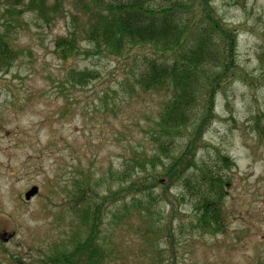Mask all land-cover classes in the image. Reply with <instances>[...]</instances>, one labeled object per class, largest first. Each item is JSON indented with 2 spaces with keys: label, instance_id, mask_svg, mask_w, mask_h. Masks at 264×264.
<instances>
[{
  "label": "rangeland",
  "instance_id": "rangeland-1",
  "mask_svg": "<svg viewBox=\"0 0 264 264\" xmlns=\"http://www.w3.org/2000/svg\"><path fill=\"white\" fill-rule=\"evenodd\" d=\"M75 3L67 0L49 24L26 6L12 20L0 3V40L5 52H18L17 60L0 64V264H38L81 230L72 192L82 167L93 172L99 192L87 205L103 204L102 236L116 234L111 264H264V0H213L238 34L234 75L224 74L214 119L196 148V164L205 162L227 181L218 231L202 228L185 186L158 185L148 197V174L127 163L153 154L149 127L164 95L129 92L141 59L104 55L85 40L78 56L58 57L56 39L73 30ZM72 68L97 70L100 77L74 88L66 80ZM182 144L176 139L173 155ZM110 171H118L115 179L133 175L137 202L128 211L104 199L121 181H111ZM34 185L39 193L25 200ZM116 210L124 227L114 225Z\"/></svg>",
  "mask_w": 264,
  "mask_h": 264
},
{
  "label": "trees",
  "instance_id": "trees-1",
  "mask_svg": "<svg viewBox=\"0 0 264 264\" xmlns=\"http://www.w3.org/2000/svg\"><path fill=\"white\" fill-rule=\"evenodd\" d=\"M66 1L0 0V3L8 5L12 20H16L19 8L26 6L49 24L61 13ZM75 7L76 12L71 15L73 30L56 39L60 59L67 62L78 56L85 40L104 55L117 59L134 57V63L141 59L133 73L135 86H129L132 95L144 93L155 98L164 94L156 120L149 127L153 154H136L127 161L134 168L139 167L134 173L148 174L152 181L144 188L148 197L153 196L158 185L176 182L185 186L201 212L202 228L221 230L219 202L227 181L205 162L196 164V148L214 119L215 95L223 86L224 74L228 78L234 75L229 70L236 63V28L226 25L213 0H76ZM0 45L3 46L0 64L8 65L18 59V52L15 57L5 52L8 48L4 40H0ZM213 65L223 72L209 67ZM99 77L97 70L72 68L66 80L72 87L81 88ZM124 81L128 84L129 76ZM176 139L183 141V149L173 155L171 147ZM221 160L233 162L227 155L221 156ZM192 167L199 170L194 177L188 173ZM117 172L110 171L109 176L111 181L121 180L118 189L111 190L104 199H111L117 207L124 206L128 211L137 202L131 182L133 175L119 180L112 176ZM78 174L77 189L72 193L73 210L82 221L81 230L70 235V243H62L38 264H111L116 258L117 243L111 241L115 232L102 236L103 204L95 209L87 205L94 193L99 194L92 182L93 172L82 167ZM117 210L113 213L114 225L124 227L125 221H121Z\"/></svg>",
  "mask_w": 264,
  "mask_h": 264
},
{
  "label": "water",
  "instance_id": "water-1",
  "mask_svg": "<svg viewBox=\"0 0 264 264\" xmlns=\"http://www.w3.org/2000/svg\"><path fill=\"white\" fill-rule=\"evenodd\" d=\"M40 191V188L38 185L32 186L26 193H25V200L29 201L33 197H35Z\"/></svg>",
  "mask_w": 264,
  "mask_h": 264
}]
</instances>
